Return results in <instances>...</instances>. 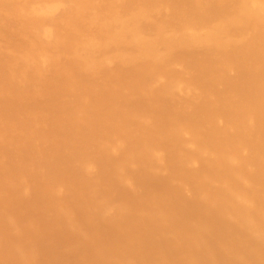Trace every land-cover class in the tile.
Segmentation results:
<instances>
[{
    "label": "bare ground",
    "instance_id": "obj_1",
    "mask_svg": "<svg viewBox=\"0 0 264 264\" xmlns=\"http://www.w3.org/2000/svg\"><path fill=\"white\" fill-rule=\"evenodd\" d=\"M0 264H264V0H0Z\"/></svg>",
    "mask_w": 264,
    "mask_h": 264
}]
</instances>
